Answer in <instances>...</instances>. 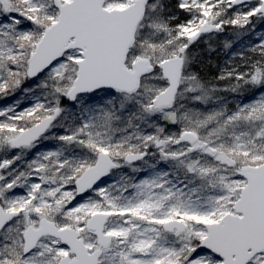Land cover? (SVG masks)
<instances>
[{
  "label": "snow or ice",
  "instance_id": "obj_1",
  "mask_svg": "<svg viewBox=\"0 0 264 264\" xmlns=\"http://www.w3.org/2000/svg\"><path fill=\"white\" fill-rule=\"evenodd\" d=\"M0 264H264V0H0Z\"/></svg>",
  "mask_w": 264,
  "mask_h": 264
}]
</instances>
